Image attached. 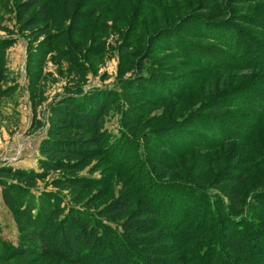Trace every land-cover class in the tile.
I'll return each instance as SVG.
<instances>
[{"label":"trees","instance_id":"1","mask_svg":"<svg viewBox=\"0 0 264 264\" xmlns=\"http://www.w3.org/2000/svg\"><path fill=\"white\" fill-rule=\"evenodd\" d=\"M5 1L0 0V6ZM198 1L202 4H191L193 12L184 17L190 23L186 24V30L182 29L185 24H181L162 29L156 35V39L172 35L176 45L190 46L185 49V59L190 65L197 63L200 67H207L214 60L201 51L203 46L192 47L185 41L182 38L185 34L191 38L217 34V41L237 57L244 50H257L256 46L260 48L256 43L264 45V30H248L250 25L263 27L259 21L263 20L264 7L254 11L250 4L247 6L254 0ZM107 3H110L109 0H76L74 4H69L67 33L80 32L82 26L78 23L91 19ZM201 5L204 7L199 8ZM16 8L19 24L33 37L29 42L30 48L40 53L41 57L51 52L55 47V36L48 32L47 23L53 16L49 0H22ZM200 9H204L202 13H195ZM260 33H263L260 36L262 38H256L255 35ZM242 37L247 39L242 40ZM34 41L38 43L33 47L30 43ZM13 43L10 36L0 37V51ZM263 50L260 48V51ZM73 57L77 58L75 54ZM248 57L242 54L240 59L252 65V76L218 92L216 101L227 99V107H243L245 110L249 107L258 108V119L248 118L246 114L238 115L239 112L233 115L254 122L264 117V58L251 57L250 60ZM226 62L234 65L237 61L227 59ZM137 77L124 79L120 84L123 90L120 94L113 90H92L85 94L67 91L59 96L49 106L45 135L39 146L42 155L38 160L40 171L0 167L2 201L10 211L20 215L28 228V233L21 236V240L24 241L23 237H26L29 245L27 248L22 247V252L51 255L69 264H116L117 260L122 264H264V191L252 193L248 205L247 197L244 198L238 189L228 192L225 188H219L223 183L227 188L242 184L254 169L256 159L253 156L249 159L240 157L233 166L223 167L216 173L210 188L190 180H185L184 184L176 180L166 182L167 168L161 161L163 155L159 157L158 152L167 151V156H172L180 149L202 148L206 146L207 140L222 143L227 142L228 137L233 139L235 136L222 135L215 141V130L205 126L204 113L208 107H200L195 112L204 120L198 121L200 117L195 115L185 116V119L157 127L142 137L130 134V128L140 125L142 112L129 99L133 97L132 93L148 96L142 84L156 79L164 86L161 91L166 92H169L168 82L180 92L187 87L183 83L185 79L173 82L167 77H160L155 71ZM2 79L3 66L0 61V84ZM0 91L5 92L6 89L0 87ZM155 93L159 95L161 92L155 90ZM169 93L163 92L159 101L176 97ZM213 100L207 103L210 104L209 108L219 110L221 107L215 105ZM112 105H116L120 112L121 139H115L102 123V113ZM195 128L200 129L197 130L200 132L194 131ZM92 158H103L106 163L118 168L133 161L129 171L132 175L130 185L134 190L121 189L95 213L67 205L51 192L38 190L37 194H30L28 185L21 183L23 180L30 183L42 178L49 171L78 169ZM247 161L252 166L243 165ZM62 183L72 188L103 185L100 177L91 175L67 177ZM172 192L178 196L185 194L184 198L190 200L186 203H190L192 210L183 214L179 208H174L171 196L168 198ZM255 205L262 208V213L245 211L247 207ZM208 231L210 236H203ZM244 233L259 237L255 243L257 247H247L241 236ZM200 241L207 243V246L197 248ZM183 246L196 247L197 254L192 256L183 252L176 255Z\"/></svg>","mask_w":264,"mask_h":264},{"label":"rangeland","instance_id":"2","mask_svg":"<svg viewBox=\"0 0 264 264\" xmlns=\"http://www.w3.org/2000/svg\"><path fill=\"white\" fill-rule=\"evenodd\" d=\"M21 1L6 0L0 6V37L10 36L14 40L10 47L0 51V61L3 66L0 87L6 89L5 92L0 91V167L11 166L27 172L40 171L38 160L42 155L39 146L45 135L49 106L67 91L85 94L92 90H113L120 94L123 92L120 84L124 79H138L137 76L155 71L160 77H167L173 82L185 79L183 83L187 87L180 92L168 82L169 92L176 97L159 101L158 98L163 92L170 94L161 91L164 86L160 85L159 80L151 79V83H141L147 89L145 94L148 96L142 97L132 93L133 97L129 99L131 104L140 108L142 112L140 125L130 128V134L142 137L157 127L185 119V116L200 117L195 113L198 112V108L208 107L204 113L205 126L215 130V141L222 135L235 136L233 139L228 137L227 142L222 143L207 140L206 149V146L183 149V151L180 149L172 156H167V151L158 152L159 157L163 155L161 161L167 168L166 182L176 180L184 184L185 180H190L210 188L216 173L223 167L233 166L240 157L249 159L253 156V159H256L253 164L254 169L252 167L253 170L242 184L230 185L227 188L223 183L219 188H225L228 192L234 188L238 189L244 198L247 197L246 203L252 193L264 191V117L254 122L235 118L233 115L239 112L238 115L246 114L248 118L258 119L260 113L258 108L249 107L245 110L243 107H227V99L216 101L218 92L246 81L252 76L253 73L250 71L252 65L243 62L240 57L244 54L250 56L248 57L250 60L251 57L264 58V50L260 51V48L264 49V45L255 42L260 48L256 46L257 50L253 48L244 50V53L237 57L217 41L219 40L217 34L203 35V38H191L187 34L181 36L192 44V47L203 46L204 49L201 51L214 60L210 66H201L203 67L201 68L197 63L190 65L188 59H185V49L190 46L176 45L172 35L156 39L160 30L170 26L185 24L182 29L186 30V26L190 23H187L184 17L193 12L191 4L195 6L198 3L202 4L198 0H109L110 3L98 9L91 19L86 22L80 21L78 24L82 29L74 33H67L66 28L69 4H74L76 0H49L53 16L47 25L48 32L55 36V47L41 57L40 53L30 48L29 42L33 37L22 29L17 20L16 7ZM249 4L255 11L264 7V0L251 1L247 6ZM202 6L199 8L204 7ZM202 10L204 9L195 13L200 14ZM259 22L263 27L250 25L248 30L254 28V31L264 30V17ZM194 25L196 28L197 25ZM262 34L255 36L262 38L260 37ZM242 38V40L247 39ZM37 43L38 41H34L30 45L33 44L34 47ZM254 52L256 54L253 57ZM72 53L75 54L76 59ZM227 59L237 62L231 65L226 62ZM155 90L161 93L157 95ZM229 95L233 94H227ZM210 99H215L213 100L215 105L221 108L210 109V104H207ZM101 118L104 128L111 132L115 139L123 137L120 133L122 129L119 123L120 112L116 105L106 109ZM205 118L200 117L197 120ZM197 130L200 129H194L200 132ZM231 158L233 161H230ZM132 162L128 161L124 167L118 168L106 163L103 158H92L78 169L49 171L42 178L30 183L23 180L21 183L28 185L30 194H37L38 190L51 192L59 196L67 205L95 213L111 201L121 189L134 190L130 185L132 175L129 170ZM245 163L243 165L252 166L248 161ZM77 175L100 177L103 185L100 183L86 188H72L62 183L63 179ZM170 196L172 206L179 208L183 214L192 210L190 203H186L190 200L184 198L185 194L178 196L176 192H172L169 193L168 198ZM203 207H205L204 203ZM261 209L255 205L247 207L245 211L252 214L253 211L262 213ZM27 233L28 228L24 220L3 203L0 187V264H69L51 255L41 256L33 255L32 251L22 252V247L27 248L29 243L26 237H23L24 241L21 240V236ZM203 236H210V232ZM241 236L247 247H257L255 243L258 242V236L250 233ZM197 245H195L197 248H202L206 247L207 243L200 241ZM197 248L183 246L176 255L188 252L195 256ZM116 264L122 263L117 260Z\"/></svg>","mask_w":264,"mask_h":264}]
</instances>
